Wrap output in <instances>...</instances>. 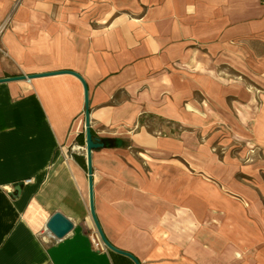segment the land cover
Returning a JSON list of instances; mask_svg holds the SVG:
<instances>
[{
	"label": "crops",
	"instance_id": "1",
	"mask_svg": "<svg viewBox=\"0 0 264 264\" xmlns=\"http://www.w3.org/2000/svg\"><path fill=\"white\" fill-rule=\"evenodd\" d=\"M3 22L0 78L71 69L89 86L95 210L110 242L141 264H264V200L243 195L261 240L238 251L237 200L217 190L205 202L181 161L199 140L175 128L200 114L264 132L239 80L264 78V0H0ZM84 112L73 74L0 82V264H135L91 241ZM164 121L170 134L148 126ZM236 171L209 170L227 190ZM55 211L73 222L60 239L46 229Z\"/></svg>",
	"mask_w": 264,
	"mask_h": 264
},
{
	"label": "rangeland",
	"instance_id": "2",
	"mask_svg": "<svg viewBox=\"0 0 264 264\" xmlns=\"http://www.w3.org/2000/svg\"><path fill=\"white\" fill-rule=\"evenodd\" d=\"M240 82L247 87H252L255 91V96L258 99L257 107L259 110H264V78L256 80L257 83H252L250 79L241 78ZM244 106L246 104H243ZM244 108V107H242ZM220 115V114H219ZM168 120V119H167ZM211 121L206 123V120L202 115L190 114L185 119V122L180 123L182 128L178 125L175 127L173 121H164L163 123H149L151 129H162L168 134L172 127L178 128V133L185 135L189 134V140L192 136L194 140H199V149L197 146H190L186 148L185 159L181 158L184 163V168L181 163L180 167L191 173H197L202 176V183L204 189L205 202L213 200V195L217 194V190H220V195L225 194L233 196L234 200H237V205L234 208V217L236 218L235 224H231L234 228L238 229L237 233V250L240 251L244 248H248L249 243H258L261 238L253 237L251 232V223H248V217L250 216L245 199L248 198L243 195H247L250 192L257 195L258 198L264 200V132L257 131V127L251 124L248 126L231 127L224 116L212 117ZM198 121L200 128H191V123L195 124ZM204 125V126H201ZM206 124V126H205ZM193 130V131H192ZM188 138V137H187ZM215 165H227L234 166L237 171L234 176V184L231 190L224 189L222 183L217 182L211 175L209 170ZM174 172H178L177 169H171ZM189 190L192 183L187 178ZM173 182V181H172ZM178 186V185H177ZM220 188V189H218ZM223 190V191H222ZM243 207H242V206ZM206 211V210H205ZM209 209L206 211L208 213ZM207 216V215H206ZM192 218V217H191ZM230 224L223 222L222 229L230 231ZM256 226V224H255ZM246 230H249L251 234H248ZM197 227L191 229V234H197ZM248 235L251 238H248ZM257 236V235H255ZM252 246L251 248H253ZM259 263V261H258Z\"/></svg>",
	"mask_w": 264,
	"mask_h": 264
},
{
	"label": "water",
	"instance_id": "3",
	"mask_svg": "<svg viewBox=\"0 0 264 264\" xmlns=\"http://www.w3.org/2000/svg\"><path fill=\"white\" fill-rule=\"evenodd\" d=\"M70 73L74 76H77L84 86V101H85V143H86V158H87V172H88V186H89V206H90V214H92L93 221L95 223L96 229L98 230L100 239L102 242L109 248L113 249L114 251L125 254L132 258L135 264H141L139 258L134 256L131 252L120 249L116 245H114L108 238L104 232V229L101 227L98 214H96L95 210V200H94V186H93V157L92 152L95 148H98L102 145L99 142V138L93 136V130L91 129V115H90V100H89V86H87L86 80L84 77L79 73L75 72L71 69H61V70H52L47 72H33V74H23L20 73L19 75H11L5 76L0 78V82L10 81V80H19V79H32L35 76H47V74H62ZM73 222L67 216L64 215L60 211H55L51 214V217L46 223V229L49 230L51 234H53L56 238H63L66 236L68 232L72 230Z\"/></svg>",
	"mask_w": 264,
	"mask_h": 264
},
{
	"label": "built area",
	"instance_id": "4",
	"mask_svg": "<svg viewBox=\"0 0 264 264\" xmlns=\"http://www.w3.org/2000/svg\"><path fill=\"white\" fill-rule=\"evenodd\" d=\"M6 25H7L6 22H3V24L0 25V38L4 32V29L6 28ZM0 51L3 53L5 52V49H3L1 45H0ZM30 181H32V179H28L26 182H30ZM91 241L94 246H97V247L103 246L101 243L102 241H100V239L97 236L91 237Z\"/></svg>",
	"mask_w": 264,
	"mask_h": 264
},
{
	"label": "trees",
	"instance_id": "5",
	"mask_svg": "<svg viewBox=\"0 0 264 264\" xmlns=\"http://www.w3.org/2000/svg\"><path fill=\"white\" fill-rule=\"evenodd\" d=\"M81 141L83 142V139ZM81 163L83 164L84 167H86V162H85V159L84 158H83V160L81 159Z\"/></svg>",
	"mask_w": 264,
	"mask_h": 264
}]
</instances>
